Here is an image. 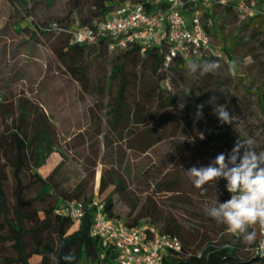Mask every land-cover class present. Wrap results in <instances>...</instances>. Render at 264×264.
Instances as JSON below:
<instances>
[{
  "label": "rangeland",
  "instance_id": "1",
  "mask_svg": "<svg viewBox=\"0 0 264 264\" xmlns=\"http://www.w3.org/2000/svg\"><path fill=\"white\" fill-rule=\"evenodd\" d=\"M122 1L105 0L107 5H112V9ZM92 3L93 0H81L72 8V0H53L50 5L45 0H30L24 10L13 14V10L0 0V32L4 30L7 34V37L0 35V75L10 79L7 87H3L0 80V101H4V98L14 100L21 95L36 100L43 98L48 112L61 120L56 125L57 149L65 152L71 160L75 159V145H79V148L96 146L100 148V155L104 151V133L109 134L105 115L109 113L118 87L117 79L111 81L110 87L107 85L111 70L110 59L121 51L92 52L94 49H91L84 62L88 67V78L95 87L91 88L89 93L79 95L76 90L78 85L75 84V89L70 85L69 89L66 88L62 94H58V90L62 88L60 78H63L61 72L64 70L52 52L56 38L45 34L33 39L28 36L26 29L13 31L12 28H5L11 21L17 20L21 25L28 23V16L37 21L52 20L63 18L72 11L71 17L82 18L86 14L85 11L92 8ZM212 16V19L204 16L202 19L212 44L222 48L221 36L226 40L238 39L239 45L235 48L234 59L228 60L224 51L222 59L215 63V71L204 75L201 74V69L213 61H187L181 64L179 69H160L158 75L153 73L148 60L139 61L137 64L130 61L125 70L130 80L128 101L132 115L123 127L121 140L111 134L108 137L120 165H112L110 161L105 165L97 164L92 180L96 199L101 198L98 188L103 171L107 178L114 174L121 181L124 180L125 199L123 196L116 197V208L122 218L126 219L125 215L133 208L134 203L136 210L144 211L149 208L148 210L154 209L158 215L171 216L181 224L192 251L202 248L208 240L220 241L224 238L232 241L240 235L228 231L226 225L198 213L206 212L217 202H226L232 195L227 191V181L223 178L205 185L206 190L202 192L196 189L185 175V171L191 167L207 166L213 161L211 150L198 149L195 145L202 133L201 124L220 122L213 109L217 105H226L229 113L236 117L232 121L234 127L247 137L255 139L256 150H264V110L261 109L264 98L260 102L257 95L247 93L240 83L243 76L246 86L260 87L264 91V37L249 38L250 28H246L243 22L238 20L234 10L216 7ZM63 39H66V36ZM253 54H257L258 59H255ZM193 65L196 66V71H192ZM17 69L22 70L20 77L16 75ZM159 76H163L161 86L164 90L160 94H154L152 102L148 103L147 92L153 86L156 88ZM40 85L42 87H39ZM102 85L105 86L103 92L99 90ZM35 90L37 92L34 94ZM168 95L173 96L174 101H168ZM136 102H145L146 107L142 111L136 110ZM181 104L184 105L182 109ZM189 104L194 105L190 108ZM201 104L204 105L203 115L197 119V105ZM145 111L146 114L157 112V117L171 115L174 120L163 127L154 121H140L139 117ZM185 115L187 121L183 118ZM103 117L104 119H101ZM78 125L81 127L83 139L75 142L68 139V136L77 132ZM56 154L61 158L58 151ZM160 168H166L169 175L179 178V193H163L153 188L152 178ZM43 169L39 170L40 173ZM24 182H27L26 176ZM14 185L12 174L8 171L10 206L13 204ZM32 193L31 191L29 195ZM179 200L183 202H174ZM253 229L257 233L256 242L264 240V225L257 223L250 227L249 231ZM238 246L241 258L260 257L256 253L259 245H245L241 240ZM4 252L11 254L9 249H4ZM40 259V256H33L29 261L35 264Z\"/></svg>",
  "mask_w": 264,
  "mask_h": 264
},
{
  "label": "trees",
  "instance_id": "2",
  "mask_svg": "<svg viewBox=\"0 0 264 264\" xmlns=\"http://www.w3.org/2000/svg\"><path fill=\"white\" fill-rule=\"evenodd\" d=\"M29 1L3 0V4L11 8L15 14L20 12L19 10H24ZM80 1L72 0V8H75ZM131 1L143 2L145 0ZM255 1L258 12L245 21L238 19L243 22L246 28H250L249 38L251 39L264 37V0ZM45 2L50 5L53 0H45ZM216 7L219 6L214 4L210 8H206L204 17L212 19L213 10ZM112 8V5H107L105 0H93L92 8L87 9L82 18L71 17L72 11L63 18L52 20L37 21L32 16H28V23L21 25L17 20L11 21L5 30L10 28L13 31L26 29L29 32L28 36L33 39L45 34L53 35L56 39L52 46V52L64 70L61 72L62 88L58 90V94H62L66 88L69 89L70 85L75 89V84H77L78 94L84 95L95 87L88 78V67L84 62L86 56L91 49H94L92 52L110 51L109 42L101 38L93 44L75 43L69 41L67 36L66 39H63L65 35L50 30L49 24L56 22L61 28L90 24L94 19L104 18L113 10ZM221 8H226L228 11L233 10L231 6ZM204 27L207 29L206 25ZM1 31L0 35H7L3 32L4 30ZM221 40L222 52L225 51L227 59L232 61L235 48L239 45L238 39H229L230 44L224 36H221ZM116 51L121 52L110 59L111 70L107 85L110 87L111 81L117 79L118 87L110 104L109 113L105 117L109 126V134L121 140L123 127L132 115L128 101L130 80L126 76V65L130 61L137 64L139 61L148 60L152 65L153 73L158 75L160 69L172 70L174 67L179 69L181 64L186 62H172L169 67L164 68L163 59L167 52V45L164 42L152 45L143 52H141V45L137 43ZM253 55L255 59H258L257 54ZM199 60L218 63L221 59L206 57ZM17 70L16 75L20 77L22 70ZM0 80L3 87H7L10 81L9 77L4 75H0ZM157 80L156 88L153 86L147 92L148 103L152 102L154 94H160L164 90L161 86L163 76L157 77ZM240 83L247 93L257 95L258 100L262 101L264 91L260 87L246 86L243 76L240 78ZM103 87L105 86L102 85L99 88L101 92H103ZM36 92L37 90L34 91V94ZM40 99L36 100L21 95L14 100L4 98V101H0V247L2 249L0 264H32L29 259L33 256L41 257L35 264H53L50 256L55 257L57 264H106L111 262L115 257L113 248L103 247L100 239L91 234L96 210L94 202L103 205V211L107 216L122 218L116 208V197L123 196L124 198L126 194L124 180L121 181L114 174L107 178L103 171L98 188V195L101 198L96 199L93 193L92 180L96 165H105L107 161H110L112 165H120L115 158L114 148L108 141L109 134L104 133V151L101 155L100 148L96 146L79 148V145H75L73 146L75 159H69L65 152L57 149L56 125L61 120L52 116L45 106L44 99ZM174 99L173 96H167L168 101H174ZM197 101L196 99L195 102ZM193 105L189 104V107L191 108ZM144 107H146L145 102L143 104L136 102V107L134 106L136 110L140 109L141 111ZM261 109L264 110V105L261 106ZM146 113L147 111L140 115V121H154L160 127L174 120V116L171 115L164 114L157 117V112ZM183 118L185 121L188 120L186 115ZM201 132L205 138H199L195 145L198 149L211 150L213 160L220 153H229L236 140L247 138L245 134L234 127L233 122L222 124L211 121L208 124H201ZM68 139L75 142L83 139L80 125H78L77 132L68 136ZM56 151L59 152L61 160L46 175H42L39 169L46 164L50 154ZM8 171L11 172L15 182L11 206L9 204ZM24 176L27 178L26 183ZM151 184L158 192L179 193L181 191L179 178L169 175L166 168L156 170ZM31 191L33 193L29 195ZM72 200L80 201L84 206V216L78 222L77 227L71 219L56 213L58 208ZM174 202L182 203L183 201ZM132 205L133 208L125 215L126 219L122 218L128 226H136L148 221L156 225L161 232L173 235L180 240L182 245L180 252L169 250L164 253L165 264H264L262 257L252 259L239 256L240 246L238 245L242 240L240 235L232 241L224 238L220 241L208 240L202 248L192 251L181 224L171 216L158 215L154 209L148 210L149 208L144 211L136 210V204ZM198 213L212 219L206 212L198 211ZM254 244L258 246L259 242ZM4 249H9L11 254H6ZM70 252L74 253L75 259L71 262L65 261L63 257Z\"/></svg>",
  "mask_w": 264,
  "mask_h": 264
},
{
  "label": "built area",
  "instance_id": "3",
  "mask_svg": "<svg viewBox=\"0 0 264 264\" xmlns=\"http://www.w3.org/2000/svg\"><path fill=\"white\" fill-rule=\"evenodd\" d=\"M214 4L231 6L240 21L258 12L255 0H123L104 18L94 19L90 24L61 28L52 22L49 29L79 44H93L104 38L109 42L110 51L123 50L137 43L143 52L164 42L167 52L163 66L167 68L172 62L206 57L222 59V48L212 44L202 20L206 8ZM94 204L91 234L100 239L103 247H112L115 251L113 260L106 264H165L166 251L180 252V240L161 232L151 222L128 226L122 218L107 216L102 204ZM56 213L78 223L84 216V206L72 200Z\"/></svg>",
  "mask_w": 264,
  "mask_h": 264
},
{
  "label": "clouds",
  "instance_id": "4",
  "mask_svg": "<svg viewBox=\"0 0 264 264\" xmlns=\"http://www.w3.org/2000/svg\"><path fill=\"white\" fill-rule=\"evenodd\" d=\"M216 68L214 62L208 63L201 69V74L213 72ZM192 71H196L195 65L192 66ZM180 107L182 109L184 105L181 104ZM203 107V104L197 105V119L202 118ZM213 111L222 124H231L236 119L229 113L226 105H217ZM199 138L205 137L201 133ZM185 175L202 192L210 182H217L221 178L226 180V189L232 194L231 198L209 207L206 214L217 223L226 225L228 231L239 233L245 245L256 243L257 233L254 229L249 231V228L257 223L264 225V150L256 151L254 138L236 140L229 153L218 154L207 166H193L185 171ZM256 253L264 258V240L259 241ZM50 259L53 264H57L55 257L50 256ZM63 259L71 262L75 255L70 252Z\"/></svg>",
  "mask_w": 264,
  "mask_h": 264
},
{
  "label": "crops",
  "instance_id": "5",
  "mask_svg": "<svg viewBox=\"0 0 264 264\" xmlns=\"http://www.w3.org/2000/svg\"><path fill=\"white\" fill-rule=\"evenodd\" d=\"M61 160V158L59 157V155L58 154H56V152H52L51 154H50V156L48 157V159H47V161H46V164L45 165H43L41 168L43 169V167H46V169L44 168L43 170H42V175H46L59 161ZM40 168V169H41ZM39 169V170H40ZM40 172V171H39ZM76 224V226L75 227H77V224L78 223H75Z\"/></svg>",
  "mask_w": 264,
  "mask_h": 264
}]
</instances>
